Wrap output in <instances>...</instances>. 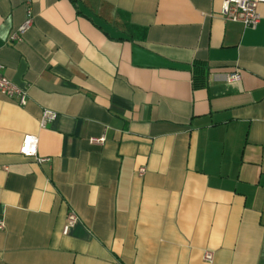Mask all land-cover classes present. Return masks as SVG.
I'll return each mask as SVG.
<instances>
[{"label":"crops","instance_id":"obj_1","mask_svg":"<svg viewBox=\"0 0 264 264\" xmlns=\"http://www.w3.org/2000/svg\"><path fill=\"white\" fill-rule=\"evenodd\" d=\"M223 2L0 0V264H264V3Z\"/></svg>","mask_w":264,"mask_h":264},{"label":"built area","instance_id":"obj_2","mask_svg":"<svg viewBox=\"0 0 264 264\" xmlns=\"http://www.w3.org/2000/svg\"><path fill=\"white\" fill-rule=\"evenodd\" d=\"M264 3V0H224L222 7V15L226 21H241L248 28H255L261 21L259 6ZM34 25V17L31 10L28 11V16L25 22L20 26L19 30L12 35V40H18L20 37L29 31ZM242 79L239 71L228 74L227 81L229 83H238ZM8 97L17 99L21 106H26L29 102L28 92L14 84L4 73V67L0 64V98ZM58 117V113L43 109L40 120V126L46 128L50 123L54 122ZM95 142H103L104 138L93 140ZM39 138L33 134H26L23 138L20 152L28 157H36L40 163L49 161V158L38 157ZM146 169L141 168L139 173L143 175ZM79 216L75 211H70L67 216V221L64 227V233L69 234L70 230L77 224ZM4 228V223L0 222V229ZM214 253L205 251L204 260L209 264H214Z\"/></svg>","mask_w":264,"mask_h":264}]
</instances>
